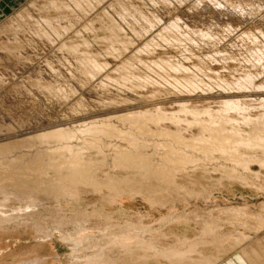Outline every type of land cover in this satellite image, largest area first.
I'll return each mask as SVG.
<instances>
[{
	"label": "rangeland",
	"instance_id": "obj_1",
	"mask_svg": "<svg viewBox=\"0 0 264 264\" xmlns=\"http://www.w3.org/2000/svg\"><path fill=\"white\" fill-rule=\"evenodd\" d=\"M53 1L54 3L59 2L61 7L51 8ZM53 1L0 0V26L2 25L0 29V51L4 50L3 53L0 52V79H3V82L0 81V162L15 158L18 162L16 167H13L12 171L8 173L7 179H16L17 177L23 179L27 173L38 174L39 170L45 169L48 163H52L54 167L51 166L52 170L50 169L49 175L54 183L63 181L55 169L59 166L62 169L70 162V165L77 164L81 167L79 171H75L74 181L80 178L86 185L80 183V187L77 188L73 186V182L67 184V187L78 191L76 195L72 196L73 198L68 200L66 198L55 199L43 195L29 196L27 194L8 196L9 198L6 199V196L0 193V217H28L27 221L18 223H0V264H157V261L152 259L144 261L134 254H124L118 244L139 241L136 245L138 247L147 243L156 245V248L163 250L165 248L184 251L193 243L210 240L209 235L203 236L204 238L200 236L205 230L203 228L205 224H216L223 227L221 228L222 234L231 229L226 225L227 222L225 217L221 216L220 210L230 213L229 208H243L252 213H264V167L252 162L247 182H243L232 178L224 180L220 171L212 170V168L205 171L202 165H191L188 170L178 173L177 187H173L175 183H172L170 185L173 187L171 190L170 187L166 186V176L163 177L157 173L163 159L161 156L165 152L162 149H156L155 143H160V141L161 143L167 141L169 145L176 143L174 141L178 139L173 133L176 131L179 136L184 138L180 139L181 141L185 140L194 144L193 137L199 138L203 134V130L198 127H192L188 130L183 122L182 125H176L167 119L157 121L158 124L153 120L151 121L149 117L138 118L139 121L137 122L136 119L131 121V118L135 117L136 114L141 112L145 114L144 111H146V116L155 112L157 117L160 112H163V116L165 114L171 116L172 113L180 119L187 117L185 118L187 121H193V116L182 110L183 103L189 109L196 110L198 118L203 121L207 117L204 110L207 109L216 113L223 106L225 99L229 98L238 100L246 108V114L250 117L264 114V106L261 104V100L264 99V0H257L261 2V5L263 4L260 8L254 6L256 0H223L225 8L230 6L225 12L222 11L224 8L220 10L215 7L216 3L214 2L217 0H200L203 5H199L198 0H182L180 2L171 0L167 3L165 0H161L160 4L165 2L161 5L162 7L146 0H138L135 5L136 9L135 2H133L134 8L130 7L128 10L124 9L127 7L125 0H99V2H97L98 0H86L91 5L85 0H82L83 3H80L81 0ZM116 2H120L123 8L116 6L114 4ZM71 3H74V5L72 4L73 9H70L73 7ZM79 3L82 4L80 8L78 7ZM144 3V6L148 5V7L140 6ZM66 5L69 9H66ZM83 5L88 6L83 7ZM238 6L239 8L242 6L243 9L240 8L239 10ZM141 7L145 11L149 10L150 7L151 9L145 12L142 11L143 8ZM206 7L207 10H205ZM231 7L236 8V11H233ZM84 8L86 10H83ZM109 8L111 9L109 10ZM162 8H164L163 13ZM104 9L109 10V15ZM136 10L139 12H135ZM99 12L102 14L100 15ZM121 12L122 14H120ZM142 12L146 13L144 17L141 15ZM150 12L153 14L149 16L151 25L148 23ZM249 12L251 13L248 18ZM135 13L139 14L136 15ZM12 14H17L21 18L18 17L17 20H14ZM117 14L120 15L117 16ZM130 15L133 17L131 18ZM71 16L82 21L77 22L76 27L73 25L69 28L58 21H66ZM155 16H157V20L153 19V23L157 26L153 25L151 19ZM46 19L51 20V22L48 21V24ZM54 19L58 21V25L52 23L57 22L53 21ZM180 19H183V24L180 23ZM112 20H115L114 24L118 23L116 25L119 26L118 31L112 30ZM158 20L159 24H157ZM22 22L24 24L21 25ZM173 22L180 26L175 28ZM132 23H136L138 29L136 27L135 29ZM140 23L143 28L147 25L145 28L149 32L143 31L145 28L139 32ZM169 23L173 25H168ZM3 24L5 25L3 26ZM8 24L10 25L8 26ZM61 25H65L67 29L63 31H66L65 33L59 31L62 34L60 36L57 27ZM30 26L32 27L31 31ZM150 26L156 27L151 28ZM34 27L38 30V34H41L45 29L46 31L42 34L45 35L47 32V36L44 38L41 34V37H37L38 34L33 29ZM87 27H90L91 30H86ZM129 27H133L130 28L132 30H129ZM165 27L168 30H165ZM207 28L211 33L206 31ZM15 29L23 32L22 36H24L23 34L27 36L24 37L28 45L32 44L30 48H27V43H24L23 38L10 40L13 39L11 36L15 33ZM28 30L31 33L33 31L36 33H27ZM133 30L141 34L137 33L138 36ZM54 31L59 33V37H57L58 35L54 36ZM199 32L204 35L201 36L198 34ZM208 34L211 37L210 35L207 36ZM1 35L6 36L2 38ZM7 36H10L9 39ZM33 36L37 38H35L34 43L32 42ZM36 40H39L38 44L43 46L42 49L40 45V49L33 48L36 52L38 51V59H36V52L31 48L37 46ZM47 41L50 42L48 45ZM87 43L88 45H86ZM51 44L52 46H50ZM145 45L148 46L144 47ZM26 49H30L29 51L32 50V52H26ZM214 50L216 51L214 52ZM255 53L262 58L258 64H254L252 60ZM45 65L46 69L44 68ZM247 74L252 76L253 82L250 81L249 84L252 87L249 85L250 88L246 89L245 84L244 87L242 86L248 81H242L246 80ZM173 79L174 82L177 79L176 82H178L179 87L175 84L176 82H173ZM183 79H185L184 84H182ZM186 80L187 83L190 82L191 84L192 82L196 86L200 85L196 87L195 91H190L186 86L194 87V85L187 84ZM233 84H239L243 90L238 85L234 88ZM255 85L258 90L254 87ZM75 86H78V89ZM100 87L101 89H99ZM224 87L229 88L228 93L224 91ZM232 88L234 90H230ZM127 91L128 93H126ZM65 94L68 96L67 98L64 97ZM22 96L26 100H23ZM38 100L41 102L36 103L39 102ZM31 101L37 105V109ZM51 101L54 103L52 104ZM29 104L31 107L34 105L33 110L30 108L32 111L27 109L30 107ZM81 104L83 105L81 106ZM24 106L26 107L24 108ZM83 108L85 111H82ZM33 111L39 113L34 114ZM151 111L153 113H149ZM131 112H133L132 115ZM230 113L234 118L240 119V115L235 111L231 110ZM33 114L39 119V123ZM27 115L29 118L26 117ZM82 116L85 119L89 116L97 118L91 120L95 124L97 123L96 125L100 124L99 127L102 124L97 130L99 133L95 131L96 133L94 132L88 137L84 136L85 133L81 132L84 127L82 123L84 120L80 119ZM25 117L30 120L25 119ZM46 117H50L49 120ZM40 118H42V122ZM144 118H147L145 122ZM32 119L37 121L36 124ZM173 121L175 122V120ZM31 122L34 124L29 125ZM60 123L64 124H62L63 127L60 126ZM72 123L76 125L74 126ZM205 124L203 123V125ZM59 126L69 128L72 131V136L77 137V140L82 136L83 141H77L78 145L75 146L73 152L63 149L66 148L68 140L61 139L54 134L60 129ZM73 126L79 133L71 129ZM228 126V124L225 125V128L230 129ZM40 127L45 128L41 129ZM122 128L130 129V131L127 130L129 133L125 131L126 129L124 131L128 134L123 133ZM141 129L142 132L139 131ZM146 131L149 132V135H146ZM47 132L49 133L47 138L41 140L36 137ZM150 132H155V135ZM165 133H168L167 137ZM133 138H136V143H134ZM84 139H87V144L84 143ZM146 141L148 145H146ZM64 143L66 145H63ZM109 143L114 148L109 146ZM129 145L133 146L130 147ZM79 150L83 158L76 157L75 152ZM80 159L82 160L80 161ZM61 165L63 166L61 167ZM210 167L211 165L207 168ZM118 188L126 189L127 192H119L118 194L121 196L114 195L112 197L111 195ZM152 192L156 196L158 195V199H163L162 196L171 193L169 194L170 198L175 197V200L167 204L172 206L169 208L152 206L141 195ZM34 202L36 204L33 206L32 203ZM95 215L98 216V219L93 218ZM100 215L102 216L101 219H99ZM173 215L190 217L196 221L186 225L171 224L164 226L158 223L163 217ZM86 217L89 220L88 223L84 224L85 227L87 226L86 228H79L78 224L71 222L76 219L81 221L80 218ZM126 233L136 234V237L130 241L112 243L114 240H120L122 235ZM82 234L91 236L89 243L75 245L68 240L69 238L80 237ZM238 252L237 249L223 252L212 244L202 247V254L208 256L212 264L222 260H231L237 264ZM76 256L77 258H74ZM164 261L160 262L165 264Z\"/></svg>",
	"mask_w": 264,
	"mask_h": 264
},
{
	"label": "bare ground",
	"instance_id": "obj_2",
	"mask_svg": "<svg viewBox=\"0 0 264 264\" xmlns=\"http://www.w3.org/2000/svg\"><path fill=\"white\" fill-rule=\"evenodd\" d=\"M50 1V0H49ZM53 1V0H52ZM58 1V0H57ZM80 1V0H79ZM82 1V0H81ZM80 1V3H83V1L81 2ZM97 1V0H96ZM117 1H119V0H117ZM125 1H127V3H126V5H127V7H125L124 9L125 10H128L130 7H133V2H135L134 3V6L136 5V2L138 1V0H125ZM146 1H148V2H152V3H154L155 5H163L165 2L167 3V1H171V0H165V2H163L162 4H160L162 1L161 0H146ZM146 1H144V2H146ZM174 1V0H173ZM177 1H182V0H177ZM186 1V0H185ZM206 1H208V0H206ZM216 1V0H215ZM257 1V0H256ZM72 2V1H71ZM78 2V1H77ZM85 2H86V0H85ZM88 2V1H87ZM86 2V3H87ZM97 2H99V0L97 1ZM142 2V1H141ZM198 2V4L200 5L201 4V2H200V0H198L197 1ZM80 3H79V8L80 7H82V4L80 5ZM89 3V2H88ZM101 3V2H100ZM123 3V2H122ZM140 3V2H139ZM139 3H138V5H139ZM169 3V2H168ZM171 3V2H170ZM214 3H216V5H215V7H218L220 10L221 9H223L224 8V10H222V11H226V9H227V7L225 8V4H224V2H223V0L221 1V0H217L216 2H214ZM254 3V2H253ZM32 4H33V2H32ZM46 4V3H45ZM51 4V3H50ZM50 4H48L49 6H50ZM74 5V3H71V5ZM90 4V3H89ZM116 6H121L122 8H123V6L122 5H120V2H116V3H114ZM148 4V3H147ZM180 4V3H179ZM256 4V5H255ZM52 7L51 8H53L54 7V9L55 8H60L61 7V5H60V3L59 2H55L54 3V1L52 2ZM72 5V6H73ZM91 5V4H90ZM145 5V3L144 4H141L140 6H144ZM150 5V4H149ZM201 5H203V4H201ZM207 5H208V3H207ZM210 5V4H209ZM263 5V4H262ZM261 5V2H256V3H254V6H257L256 8H260V6H262ZM67 6V5H66ZM86 5H83V7H85ZM88 6V5H87ZM86 6V7H87ZM102 6V5H101ZM115 6V7H116ZM129 6V7H128ZM172 6V5H171ZM253 6V5H252ZM36 7H38L37 5H36ZM76 7V6H75ZM90 7H92V6H90ZM103 7V6H102ZM145 8L146 7H148V5L147 6H144ZM159 7V6H158ZM162 7V6H161ZM160 7V8H161ZM200 7V6H199ZM202 7H204V6H202ZM209 7V6H208ZM230 7V6H229ZM228 7V8H229ZM242 6H240V8H241ZM247 7V6H246ZM21 8V7H20ZM68 8V6L66 7V9ZM74 8V6L73 7H71L70 9H73ZM79 8H76V9H79ZM89 8V7H88ZM134 8V7H133ZM132 8V9H133ZM137 8H140V7H138L137 6ZM141 8H143V7H141ZM166 8V7H165ZM205 8V7H204ZM240 8H239V6H238V9L240 10ZM49 9V8H48ZM69 9V8H68ZM75 9V10H76ZM93 9H94V7H93ZM92 9V10H93ZM106 9V8H105ZM104 9V11H106L107 12V14L108 13H110V12H108L111 8H109V10H105ZM112 9H115V8H112ZM121 9V8H120ZM135 9H136V6H135ZM150 9H151V7H150ZM150 9L149 10H147V11H150ZM159 9V8H158ZM163 9L164 8H162V13H163ZM231 9H233L232 7H231ZM231 9H230V13H231ZM236 9V8H235ZM235 9H233V11L235 10ZM241 9H243V8H241ZM83 10H86V8H84ZM140 10V9H139ZM144 10V8L142 9V11ZM165 10H167V9H165ZM164 10V11H165ZM203 10V9H202ZM205 10H207V7H206V9ZM250 10V9H249ZM259 10V9H258ZM74 11V10H73ZM77 11V10H76ZM79 11H82V10H79ZM138 10H136L135 12H137ZM141 11V10H140ZM145 11V10H144ZM147 11H145V12H147ZM236 11V10H235ZM238 11V10H237ZM252 11V10H251ZM84 12V11H83ZM87 12V11H86ZM120 12V11H119ZM128 12V11H127ZM139 12V11H138ZM167 12V11H166ZM228 12V11H227ZM243 12V11H242ZM248 12V11H247ZM20 13V12H19ZM23 13V12H22ZM77 13V12H76ZM100 13V12H99ZM123 13H124V11H123ZM131 13H132V11H131ZM131 13H129V14H131ZM154 13V12H153ZM218 13V12H217ZM251 12H249L248 13V18L250 17L249 16V14H250ZM102 13H100V15H101ZM120 14H122V12L120 13ZM120 14H117V16L118 15H120ZM136 15H138L139 13H135ZM135 14H133L134 16H136ZM144 14L146 15V13H143L142 12V14L141 15H143V17H144ZM149 14V13H148ZM152 14V12H150V14L148 15V18H149V16ZM161 14V13H160ZM221 14V13H220ZM225 14V13H224ZM228 14H229V12H228ZM241 14V13H240ZM243 14H246V13H243ZM12 15H14V14H12ZM95 15H97V14H95ZM109 15V14H108ZM113 15V14H112ZM153 15V14H152ZM79 16V15H78ZM122 16V15H121ZM129 16V15H128ZM126 17V16H123V17H126V18H130V17ZM131 16V18L133 17L132 15H130ZM222 16V15H221ZM18 17H20L19 15H14L13 16V19L14 20H17L18 19ZM29 17V16H28ZM27 17V18H28ZM70 17V16H69ZM103 17V16H102ZM122 17V18H123ZM137 17V16H136ZM141 18L140 19H142V16H140ZM153 17V16H152ZM157 16H155V18H151L152 19V23H153V19H156L157 20V18H156ZM165 17V16H164ZM21 18V17H20ZM58 18V17H57ZM56 18V19H57ZM75 18H77V17H73L72 18V16H71V18H69V19H66V21L65 20H63L62 22H61V20H58L59 21V23H61V24H65V25H67V28H69V27H72L73 25H77V22H81V21H79V19H75ZM113 18V17H112ZM111 18V19H112ZM147 18V17H146ZM147 18V19H148ZM179 18V17H178ZM178 18H175V19H178ZM219 18V17H218ZM29 19V18H28ZM104 19V18H103ZM113 19H115V18H113ZM147 19H145V21L147 22ZM158 19L160 20V18L158 17ZM211 19V18H210ZM228 19H229V17H228ZM12 20V19H11ZM44 20V19H43ZM47 20V19H46ZM125 20V19H124ZM127 21H130V20H128V19H126ZM135 20V19H134ZM159 20L156 22L157 24H159ZM13 21V20H12ZM11 21V22H12ZM48 21H50L51 22V20H47L46 22L49 24V22ZM53 21H57V20H53ZM58 21L57 22H52V23H55V24H57L58 23ZM107 21V20H106ZM115 20H112L110 23H111V25H112V27H111V25H110V27L112 28V30H116V31H118L119 30V26H116L117 24H114L113 22H114ZM123 21V20H122ZM127 21H124V22H127ZM132 21V20H131ZM137 21H139L138 20V18H137ZM140 21H142V20H140ZM149 21H150V23H151V20H150V18H149V20H148V23H149ZM171 21V20H170ZM4 22V21H3ZM15 22V21H14ZM17 22V21H16ZM39 22V21H38ZM118 22H119V20H118ZM133 22V21H132ZM135 22V21H134ZM169 22V21H168ZM167 22V23H168ZM175 22H176V20H175ZM182 22V24L184 23L183 22V19L181 20L180 19V23ZM211 22V21H210ZM5 23V22H4ZM8 23V22H7ZM87 23V22H86ZM137 23V22H136ZM136 23H132L133 24V27L135 28H137V26L138 25H136ZM145 23V22H144ZM148 23H145V24H147L148 25ZM149 23V24H150ZM166 23V24H167ZM174 23V22H173ZM213 23H214V21H213ZM19 24V23H18ZM22 24H24L23 22L21 23V25ZM25 24H26V22H25ZM37 24H39V23H37ZM131 24V25H132ZM134 24H135V26H134ZM144 24V25H145ZM155 23H153V25H154ZM172 24V23H171ZM170 23L168 24V25H171ZM182 24H181V27H182ZM5 24H3V26H4ZM10 24H8V26H9ZM15 25H17V24H15ZM58 25V24H57ZM65 25H61V26H58L57 28H58V32L59 31H61V32H63L64 30H66L67 28H66V26ZM76 25H75V27H76ZM87 25V24H86ZM85 25V26H86ZM125 25H127V24H125ZM147 25H145V27L147 26ZM151 25V24H150ZM156 25V24H155ZM173 25V24H172ZM174 25H175V23H174ZM214 25V24H213ZM2 26V25H1ZM1 26H0V29H1ZM28 26V25H27ZM32 26V25H31ZM30 26V31H31V27ZM34 26L36 27V25L34 24ZM39 26V25H38ZM48 26V28H49V25H47ZM54 26V25H53ZM64 26V27H63ZM141 26V27H140ZM140 30H138L139 32H141V29H144L143 27H142V25H141V23H140ZM157 26V25H156ZM156 26H152L153 28L154 27H156ZM179 27L180 25H178V24H176L175 25V28L176 27ZM188 26V25H187ZM229 26V25H228ZM10 27H12V26H10ZM16 27V26H15ZM23 27V26H22ZM33 28V29H35L36 30V28ZM40 27H42V26H40ZM46 27V26H45ZM91 27V26H90ZM89 27V28H90ZM133 27H129V30H132V29H130V28H133ZM151 27V26H150ZM151 27V28H152ZM172 27H174V26H172ZM177 27V28H178ZM3 28V27H2ZM25 28V27H24ZM56 28V29H57ZM83 29H85L84 27H82ZM88 27H87V29L86 30H88L89 29ZM118 28V29H117ZM135 28V29H136ZM164 28V27H163ZM168 28H169V26H168ZM209 28V27H208ZM208 28L206 29V31H208ZM6 29H7V27H6ZM11 29H13V28H11ZM17 29V28H16ZM15 29V30H16ZM26 29V28H25ZM38 29H39V27H38ZM53 29H55V28H53ZM120 29L122 30V28L120 27ZM138 29V28H137ZM146 29V30H145ZM143 31H147V28H145ZM167 28L165 27V30H166ZM201 29V28H200ZM199 29V30H200ZM210 29V28H209ZM49 30V29H48ZM51 30V29H50ZM69 30V29H68ZM89 30H91V29H89ZM93 30V29H92ZM168 30V29H167ZM173 30V29H172ZM178 30V29H177ZM203 30V29H202ZM205 30V29H204ZM211 31H212V29H210ZM4 31H6V30H4ZM17 31V30H16ZM15 31V33H13L14 34V36H13V34H12V38L13 39H10V40H14V38H17V39H21V38H23V41H24V43L26 44L27 42H26V39H25V37H27V36H25V34H23L24 36H22V33L21 32H19V31H17L16 32ZM29 31V30H28ZM27 32V33H31V32ZM44 31H46L45 29H43V32ZM53 31V30H52ZM79 31H80V29H79ZM83 31V30H82ZM124 31V30H123ZM133 31H135L134 33L136 34V35H138L137 33H139L138 31H137V33H136V30H133ZM175 31V30H174ZM34 32V31H33ZM31 33V34H35L36 32V34H38V30H36V32L35 33ZM40 32V31H39ZM42 32V33H43ZM55 33H54V36H56V35H58L57 34V32L56 31H54ZM66 32V31H65ZM65 32H63V33H65ZM147 32H149V31H147ZM146 32V33H147ZM202 32V31H201ZM203 32H205V31H203ZM208 32H210V31H208ZM41 33V34H42ZM80 33H81V31H80ZM143 33V32H142ZM193 33V32H192ZM211 33V32H210ZM4 34V33H3ZM41 34L39 33L38 34V36L37 37H41ZM47 34V32L45 33V35L44 34H42L43 35V37L44 36H47L46 35ZM139 34H141V33H139ZM194 34V33H193ZM198 34H200V32L198 33ZM206 34V33H205ZM29 35V34H28ZM49 35V34H48ZM62 34L60 33V36H61ZM143 35H145V34H143ZM201 35V34H200ZM199 35V36H200ZM202 35H204L203 33H202ZM201 35V36H202ZM210 34H208L207 36H209ZM2 36V35H1ZM4 36H6V35H4ZM4 36H2V38L4 37ZM9 36V37H10ZM32 36V35H31ZM139 36V35H138ZM206 36V35H205ZM215 36V35H214ZM8 37V36H7ZM6 37V38H7ZM9 37H8V39H9ZM49 37V36H48ZM57 37H59V35L57 36ZM181 37V36H180ZM210 37H211V35H210ZM1 38V37H0ZM33 38H34V36H33ZM36 38V37H35ZM35 38H34V40H32V42L34 43V41H35ZM45 38V37H44ZM27 39H29V38H27ZM37 39V38H36ZM170 40V39H169ZM192 40V39H191ZM19 41V40H18ZM38 41L39 40H36V44H37V46H32L31 48L33 49V48H38V49H42V45H40V44H38ZM48 41H50V40H48ZM47 41V42H48ZM21 42H22V40H21ZM46 42V43H47ZM183 42V41H182ZM199 42V41H198ZM41 43V42H40ZM43 43H44V40H43ZM50 42H48L47 43V45L49 44ZM52 43V42H51ZM161 43V42H160ZM53 44V43H52ZM52 44L50 45V46H52ZM111 44V43H110ZM144 44V43H143ZM149 44V43H148ZM22 45H23V43H22ZM30 45H32L31 43H30ZM30 45H28V43L26 44V46H27V48H30ZM34 45V44H33ZM39 45H40V48H39ZM45 45V44H44ZM86 45H88V43L86 44ZM150 45V44H149ZM49 46V47H50ZM55 46V45H54ZM148 45H145L144 47H147ZM4 47V46H3ZM57 47V46H56ZM125 47V46H124ZM156 47V46H155ZM211 47H213V46H211ZM46 48V47H45ZM48 48V47H47ZM46 48V49H47ZM140 48H142V47H140ZM57 49H59V48H57ZM56 49V50H57ZM136 49V48H135ZM145 49H147V48H145ZM144 49V50H145ZM205 49V48H204ZM2 50V49H1ZM30 50V49H29ZM28 49H26L25 51L27 52H30ZM34 50V49H33ZM116 50V49H115ZM4 51V50H3ZM3 51H0V52H2L3 53ZM40 51V50H39ZM44 51V50H43ZM211 51H212V49H211ZM216 50H214V52H215ZM31 52H32V50H31ZM30 52V53H31ZM34 52H36L35 50H34ZM38 52V51H37ZM37 52H36V59H38L37 58ZM59 52V51H58ZM134 52V51H133ZM132 52V53H133ZM213 52V53H214ZM19 53V52H18ZM113 53V52H112ZM39 55H40V52L38 53ZM58 54V53H57ZM242 54V53H241ZM34 55V54H33ZM38 55V56H39ZM207 55V54H206ZM214 55V54H213ZM53 56V55H52ZM208 56H209V54H208ZM207 57V56H206ZM16 59V58H15ZM262 58H261V56L259 55V54H257V53H255V55H254V57H253V62H254V64H258V63H260V60H261ZM263 59H264V56H263ZM264 61V60H263ZM66 62V61H65ZM75 62H76V60H75ZM88 62V61H87ZM143 62V61H142ZM262 62V61H261ZM67 63V62H66ZM146 63V62H145ZM167 63V62H166ZM170 64V63H169ZM87 65V64H86ZM49 66V65H48ZM70 66V65H69ZM103 66V65H102ZM71 67V66H70ZM180 67H181V65H180ZM45 69H46V65H45V67H44ZM52 68V67H51ZM50 68V69H51ZM105 68V67H104ZM181 68H183L184 69V67H181ZM9 69V68H8ZM54 69V68H53ZM11 70V69H10ZM52 70V69H51ZM174 70V69H173ZM54 71H56V70H54ZM62 71V70H61ZM67 71H69V70H67ZM11 73V72H10ZM66 73H68V72H66ZM8 74V73H7ZM3 75H6V74H3ZM11 75V74H10ZM63 75H65V74H63ZM71 75V74H70ZM73 75V74H72ZM0 76H1V74H0ZM167 76V75H166ZM6 77H9V76H6ZM91 77V76H90ZM97 77V76H96ZM102 77V76H101ZM246 80L245 81H242V82H246V81H248L247 83H243V86H242V83H241V86L242 87H244V84L246 85V89L247 88H250V86L252 87V85H250L249 83H250V81H252L253 82V78H252V76L251 75H249V74H247L246 75ZM148 80V79H147ZM176 81H177V79H175ZM179 80V79H178ZM184 80L185 79H183V82H182V84H184ZM243 80V79H242ZM0 81H2L3 82V79L1 80L0 79ZM4 81H6V79H4ZM166 81H168V80H166ZM175 81V82H176ZM189 81V80H188ZM241 81V80H240ZM73 82V81H72ZM169 82V81H168ZM173 82H174V79H173ZM174 82V83H175ZM180 82V83H181ZM178 82H176L175 84H177ZM180 83H179V85H180ZM186 83H187V80H186ZM197 83V82H196ZM199 83V82H198ZM70 84V83H69ZM75 84V83H74ZM73 84V85H74ZM170 84H171V82H170ZM181 84V85H182ZM187 84H189V85H194V87H190V86H186L190 91H195V89H196V87H198V86H196V84H193L192 82H191V84H190V82H188ZM240 84V83H239ZM239 84H233V86H234V88H235V86L236 85H238L240 88H242ZM251 84H253V83H251ZM169 85V84H168ZM173 85V84H172ZM250 85V86H249ZM98 87H99V84L97 85ZM102 86V85H101ZM105 86V85H104ZM103 86V87H104ZM184 87H185V85H183ZM182 86V87H183ZM232 86V85H231ZM232 86V87H233ZM262 86V85H261ZM60 87V86H59ZM76 87V86H75ZM175 87V86H174ZM177 87H179L178 86V84H177ZM254 87H256V85L254 86ZM254 87H253V89H254ZM260 87V86H259ZM69 88V87H68ZM77 89H78V86L76 87ZM186 88V89H187ZM234 88H232V89H230V90H234ZM258 87H256V89H257ZM261 88V87H260ZM259 88V89H260ZM47 89V88H46ZM63 89V88H62ZM99 89H101V87L99 88ZM229 88H225L224 87V91H227V93L229 92V90H228ZM63 90H65V89H63ZM62 90V91H63ZM236 90V89H235ZM242 90H243V88H242ZM255 90V89H254ZM258 90V89H257ZM65 92V91H64ZM85 92V91H84ZM27 93V92H26ZM25 93V94H26ZM29 93H32V92H29ZM60 94H61V91L59 92ZM126 93H128V91L126 92ZM68 94V93H67ZM15 95V94H14ZM28 96H29V94H27ZM30 95H32V94H30ZM66 95V94H65ZM69 95V94H68ZM86 95V94H85ZM125 95V94H124ZM37 96V95H36ZM11 97V96H10ZM10 97H8V99H10ZM18 97V96H17ZM23 97V96H22ZM27 97V96H26ZM31 97V96H30ZM33 97H34V95L32 96V99H33ZM40 97V96H39ZM49 97V96H48ZM64 97H68L67 95L66 96H64ZM85 97V96H84ZM223 97V96H222ZM226 97V96H225ZM3 98V97H2ZM12 98V97H11ZM14 98V97H13ZM25 97H23L22 99L23 100H26V98L24 99ZM42 98V97H41ZM45 98H47L46 96H45ZM53 98H55V97H53ZM52 98V99H53ZM62 98V97H61ZM15 99V98H14ZM22 99H19V100H22ZM39 99V98H38ZM51 99V100H52ZM85 99V98H84ZM55 100V99H54ZM36 101H37V97H36ZM39 102H36V103H40L41 101L40 100H38ZM43 101H46V100H44L43 99ZM67 101V100H66ZM88 101V100H87ZM17 102V101H16ZM21 102V101H20ZM25 102V101H24ZM23 102V103H24ZM26 103V102H25ZM24 103V104H25ZM31 103H32V101H31ZM51 103H52V101H51ZM54 103V102H53ZM52 103V104H53ZM78 103V102H77ZM90 103V102H89ZM103 103V102H102ZM20 104H22V103H20ZM32 104H34V103H32ZM49 104V103H48ZM261 104L264 106V99L263 100H261ZM23 105V104H22ZM30 105V107L29 108H27L28 110L31 108L32 110H33V106L35 105H33L32 107H31V104H29ZM78 105H80L79 103H78ZM77 105V106H78ZM83 104H81V106H82ZM16 106V105H15ZM37 105H35V109H37V107H36ZM38 106H39V104H38ZM81 106H80V109H81ZM93 106V105H92ZM96 106V105H95ZM94 106V107H95ZM8 107V106H7ZM23 107V106H22ZM26 106H24V108H25ZM40 107V106H39ZM84 107V106H83ZM97 107V106H96ZM41 108V107H40ZM85 108V107H84ZM84 108H83V110L82 111H85L84 110ZM19 109V108H18ZM26 109V110H27ZM30 109V110H31ZM93 109V108H92ZM28 110L26 111V112H28ZM31 110V111H32ZM182 110L184 111V112H186V113H190V115H192L193 116V118H194V120L193 121H187L185 118H187V117H184L183 119H180L177 115V117H175V115L174 114H172L171 113V116H169V115H162V113L160 112V114H159V116H155L156 115V113L154 114L152 111L151 112H149V113H153V114H150V116H146V111H144L145 112V114H142V112L141 113H139V114H134L135 115V117L133 116L132 118H131V121L132 120H134V119H136L135 121L137 122V121H139L138 120V118H143V117H149V119L152 121L153 120V122L155 121V123H157L158 124V122H160V121H164V119L166 120H171L170 122H173L174 124H176V125H182L181 123L183 122L184 124H185V126H186V128L189 130L190 128H192V127H198V128H201L203 131V134H201L200 135V137L199 138H195V137H193L194 139L193 140H195V141H197V142H195L194 141V144H191L190 142H187V141H181L180 139H182L183 137L182 136H179V134L175 131V132H173V133H175V137L177 136V139L178 140H176V141H174V142H176V143H173L172 145H169L168 144V142L166 141L165 143H161V141H160V143H155V147H156V149L157 148H159V149H162V150H164V154L161 156V157H163V159H162V161H161V165H159L160 167H159V169L157 170V173L158 174H160V175H163V177H165L166 179H165V183H166V186L167 187H170V185L172 184V183H175V184H173V187L174 186H176L177 187V184H176V178H177V175H178V173L179 172H182V171H185V170H188V168H191V167H189V166H191V165H202L204 168L203 169H205V171H207V170H209V169H211L212 168V170H216V171H220V173H222L223 175V177H224V180L226 179V178H232V179H236V180H239V181H246L247 180V178L249 177L248 176V173L251 171V163L252 162H256L260 167H264V114H259V115H256V117H250V116H248L247 114H246V108L238 101V100H232L231 98H229V99H225V101L223 102V106L222 107H220L217 111H216V113L215 112H212V111H209V110H204V111H206V112H204L205 114H206V118H204L203 119V121L200 119V118H198V112H195L193 109H189L188 107H187V105L185 104V103H183L182 104ZM181 110V111H182ZM231 110L232 111H235L238 115H240V119L238 120V119H236V118H234L232 115H231ZM38 111H40V110H38ZM38 111H35V113H34V111L32 112V113H34V114H37V112ZM43 111V110H42ZM18 113V112H17ZM32 113H30L29 112V114H32ZM39 113V112H38ZM138 113V112H137ZM148 113V114H149ZM203 113V112H202ZM264 113V112H263ZM33 114V116H35ZM102 115H103V113H101ZM100 114V115H101ZM133 114V112H131V115ZM201 114V113H200ZM235 114V113H234ZM5 115V114H4ZM99 115V114H98ZM130 115V114H129ZM160 115H162V116H160ZM203 115V114H202ZM25 116V115H24ZM38 116V115H37ZM49 116V115H48ZM155 116V117H154ZM204 116V115H203ZM16 117V116H15ZM26 117H28V115L26 116ZM25 117V119H27ZM51 117V116H50ZM49 117V118H50ZM53 117V116H52ZM87 117V116H86ZM128 117V116H127ZM129 117H131V116H129ZM29 118V117H28ZM31 118V117H30ZM34 118V117H33ZM35 118L37 119V117L35 116ZM48 120H49V118L48 117H46ZM45 118V119H46ZM147 118H144V122H145V119H147ZM13 119V118H12ZM41 120V122H42V118H40ZM80 119H83L84 121H82V123H83V125H84V127H83V129L81 130V132L84 134L85 133V135L84 136H89V135H91V134H93L95 131H97L98 129H100V127L102 126V124H101V126L99 127L98 125H100V124H98V125H96L95 124V122L94 121H92L91 119H97V118H93V117H90L89 116V118L87 117L86 119L82 116ZM19 120V119H18ZM27 120H30V119H27ZM26 120V121H27ZM32 120H34V119H32ZM31 120V121H32ZM39 119H37V121H38ZM51 120V119H50ZM77 120H79V119H77ZM91 120V121H90ZM173 120H175V122L173 121ZM35 121V120H34ZM37 121H35V124H36V122ZM44 121V120H43ZM53 121V120H52ZM147 121V120H146ZM149 121V120H148ZM150 121V122H151ZM158 121V122H157ZM206 122V124H205V122ZM20 122V121H19ZM30 122V121H29ZM63 122V121H62ZM127 122H128V120H127ZM135 122V123H136ZM152 122V123H153ZM26 123V122H25ZM27 123H28V121H27ZM26 123V124H27ZM38 123H39V121H38ZM63 123H65V122H63ZM63 123H60V124H58V125H60L61 127H63L62 126V124ZM78 123V122H77ZM81 123V122H80ZM106 123V122H105ZM132 123V122H131ZM133 123H134V121H133ZM132 123V124H133ZM154 123V124H155ZM203 123L205 124V125H203ZM30 124H34V122L32 123H29V125ZM57 124V123H56ZM55 124V125H56ZM68 124V123H67ZM70 124V123H69ZM68 124V125H69ZM74 126L76 125V124H74V123H72ZM141 124V123H140ZM143 124V123H142ZM229 125L230 126V129H227V128H225V125ZM37 125H39V124H37ZM53 125V124H52ZM57 125V126H58ZM64 125V124H63ZM82 125V124H81ZM80 125V126H81ZM82 125V126H83ZM144 125V124H143ZM59 126V127H60ZM73 126V128H71V129H74V128H76V127H74ZM79 126V125H78ZM77 126V127H78ZM79 126V127H80ZM105 126V125H104ZM103 126V127H104ZM119 126V125H118ZM228 126V127H229ZM25 127V126H24ZM49 127H51V126H49ZM60 127V129H58L57 130V128H56V130L57 131H55L54 132V134L55 135H58L61 139H65V140H68L67 142H68V144L66 145L65 143L63 144V145H66L65 147L66 148H63V149H67L69 152H73V150H74V148H75V146L76 145H78V140H82L83 141V139H81L82 138V136H81V138L79 139L78 138V140L76 139V138H74L73 136H72V131H70V129L69 128H61ZM67 127V126H66ZM110 127V126H109ZM112 127L114 128V126L112 125ZM129 127V126H128ZM135 127V126H134ZM145 127H148V126H146L145 125ZM41 128V127H40ZM43 128H45V127H43ZM43 128H41V129H43ZM130 128V127H129ZM138 128V127H137ZM37 129H39V128H37ZM115 129V128H114ZM119 129V128H118ZM123 129V128H122ZM126 129V128H125ZM125 129H123V131L125 130ZM161 129V128H160ZM163 129V128H162ZM79 130V129H78ZM130 131V129H126L125 131ZM135 130H136V128H135ZM138 130V129H137ZM183 130V129H182ZM186 130V129H185ZM184 130V131H185ZM28 131V130H27ZM33 131H35V130H33ZM74 131H77L76 129H74ZM73 131V133H75ZM100 131V130H99ZM121 131V129L119 130V132ZM122 131V132H123ZM123 132V133H126V132ZM127 131V132H128ZM134 131V130H133ZM139 131H141L142 132V129L141 130H139ZM24 132V131H23ZM78 132V131H77ZM76 132V133H77ZM80 132V133H81ZM98 132V131H97ZM121 132V133H122ZM147 132V131H146ZM79 133V132H78ZM81 133V135H83ZM96 133V132H95ZM99 133V132H98ZM104 133H107V132H104ZM122 133V134H123ZM129 133V132H128ZM128 133H126V134H128ZM149 132H147V134L146 133H143V134H146V135H149L148 134ZM150 133H155V132H150ZM51 134V133H50ZM121 134V135H122ZM142 134V133H141ZM168 134V133H167ZM166 133H165V136L167 135ZM177 134V135H176ZM48 135H49V133L47 132V133H42V134H40V135H38V136H36V137H38L39 139H43V138H47L48 137ZM100 135V134H99ZM102 135H103V133H102ZM115 135H117L118 136V134H115ZM120 135V134H119ZM134 135V134H133ZM155 135V134H154ZM161 135V134H160ZM72 136V137H71ZM129 136V135H128ZM140 136V135H139ZM158 136H159V134H158ZM164 136V135H163ZM163 136H161V137H163ZM130 137H132V136H130ZM137 137H138V134H137ZM140 137H142V136H140ZM167 137V136H166ZM169 137V136H168ZM59 138V139H60ZM72 138H74V139H72ZM90 139V138H89ZM132 139V138H131ZM136 138H133V140L135 141L134 143H136V141L137 140H135ZM169 139V138H168ZM176 139V138H175ZM184 139V138H183ZM86 140L87 139H84V143H86L87 144V142H86ZM139 140V139H138ZM187 140V139H186ZM193 140H191V141H193ZM92 142V141H91ZM141 142V141H140ZM94 143V142H93ZM95 143H97V142H95ZM149 143H150V141H149ZM152 143V142H151ZM154 143V142H153ZM201 143V144H200ZM129 144H131V143H129ZM109 146H112V148H114V146L111 144L110 145V143L108 144ZM146 145H148V143H147V141H146ZM117 146V145H116ZM130 146V145H129ZM128 146V147H129ZM131 146H133V145H131ZM130 146V147H131ZM153 146V147H154ZM64 147V146H63ZM166 147V148H165ZM59 148V147H58ZM83 148V147H82ZM122 149H124L123 147H121ZM133 148V147H132ZM76 150V149H75ZM80 150H82V151H84L83 149H80ZM76 151L75 153H76V157L77 156H80L81 157V153H79V152H81V151ZM54 151H56V150H54ZM97 151H99V150H97ZM85 153V152H84ZM99 153H101V152H99ZM60 157H61V155H60ZM74 157H75V154H74ZM75 157V158H76ZM161 157H160V159H161ZM68 158V157H67ZM81 158H83V157H81ZM78 159V158H77ZM56 160V159H55ZM82 159H80V161H81ZM17 160H16V158L13 160V159H10L9 161H4V162H0V193H1V195H5L6 197V199H8L9 197L8 196H21V194H27V195H29V196H41V195H43V196H46V197H48V198H55V199H64V198H66L67 200L69 199V198H73L72 196L73 195H76L77 193H78V191L76 192V190H73L72 188H69V187H67V184H69L70 182H73L74 183V187H77V188H79L80 187V183L82 184V185H86L85 183H84V181L82 180V179H78L77 181H74V179H75V175L74 174H76V172L75 171H79L80 169H81V167L79 166V165H75V164H73V162H72V164L73 165H70V162H69V165L67 164V166H65L64 168H62V169H60V166H59V168H56L55 170H56V172H58V175L60 176V178H62V182H59V183H57V182H53V181H51V179H52V177H50V175H49V173H50V169L52 170V167H54V164H52V163H48V166H46L45 167V169H42V170H39L38 172V174H33V173H27L26 174V177L25 178H21V179H19L20 177H17L16 179L15 178H9V179H7L8 178V173H10L11 171H12V169H13V167H16V164L18 163V162H16ZM57 161V160H56ZM53 165V166H52ZM60 165V164H59ZM209 165H211V167L210 168H207ZM4 166V167H3ZM52 166V167H51ZM63 165H61V167H62ZM89 167V166H88ZM193 167V166H192ZM206 167V168H205ZM86 168V167H85ZM90 168V167H89ZM54 169V168H53ZM58 169V170H57ZM153 169H154V167H153ZM83 170V169H82ZM65 171H69V172H65ZM85 171V170H84ZM65 173H66V175H65ZM162 173V174H161ZM90 175V174H89ZM221 175V174H220ZM90 177V176H89ZM247 182V181H246ZM57 185H59V186H57ZM71 186V185H70ZM172 186L170 187L171 188V190H172V188H173ZM182 187V186H181ZM69 190H71V191H69ZM98 190V189H97ZM67 191H69V192H67ZM98 191H100V189L98 190ZM118 191V192H117ZM117 191H115L114 192V194H112L111 196L113 197L114 195H118V196H121V195H119L118 193L119 192H127L126 191V189H123V188H118L117 189ZM186 191V190H185ZM188 191V190H187ZM139 192V191H138ZM190 193H192L191 191H189ZM134 194H136V193H134ZM141 194V193H140ZM169 194H171V193H169ZM169 194H166V195H164V196H162L163 197V199H158V195L156 196V194L155 193H150V194H141V195H143L142 197H144L145 199H147L149 202H150V204L152 205V206H160V207H162V208H169V207H171V206H169L167 203L168 202H170V201H174L175 200V197L173 198V197H171L170 198V196H169ZM68 195H71V197H68ZM124 195V194H123ZM184 197V196H183ZM31 198H33V197H31ZM75 198V197H74ZM4 201V200H3ZM58 202V201H57ZM59 203V202H58ZM57 203V204H58ZM36 203L34 202V203H32V205L34 206ZM0 205H1V203H0ZM29 205V204H28ZM3 206V205H2ZM1 206V207H2ZM4 207V206H3ZM32 207V206H31ZM36 207V206H35ZM221 212H222V214H221V216H224L225 217V221L227 222L226 223V225L227 226H229V227H231V229H229L228 230V232L227 233H225V234H222V231H221V228H223V227H221V226H219V225H214V224H205L204 225V232H202L201 234H200V236L201 237H203V236H205V235H209V238H210V240L208 239V240H201V241H198V242H196V243H193V244H191L186 250H184V251H180V250H178V249H171V250H168V249H165L164 248V250L163 249H161V248H156L155 246H153V245H149V244H147V243H144V242H142V243H144L143 245H140L139 247L138 246H136L138 243H139V241H136L135 243H123V244H118V246H119V248L123 251V253L124 254H134V255H136V256H138L141 260H144V261H147V260H149V259H152V260H155V261H157V264H162V262H160V261H164L165 262V264H193V263H195V264H212V263H210V258L208 257V256H205L204 254H202V247L204 246V245H208V244H212V245H214L217 249H220V250H222L223 252H227V251H229L230 249H237V250H239V252L237 253V255H238V257H237V261H238V263L237 264H264V213H252V212H250V211H248L247 209H243V208H240V209H233V208H229V211H230V213H227L226 211H224V210H220ZM198 216V215H197ZM98 216L97 215H95V216H93V218H95V219H98L97 218ZM102 218V216L100 215L99 216V219H101ZM27 219H28V217H23V216H5V217H0V223H2V224H6V223H9V222H20V221H27ZM88 219V217H86V218H83V219H81L80 218V220L81 221H78L77 219L76 220H72L71 222H74L79 228H86L85 227V225L84 224H86V223H88L89 222V220H87ZM91 221V220H90ZM196 220L195 219H193V218H190V217H184V216H181V215H177V216H165V217H163V219L162 220H159V224H162V225H164V226H167V225H171V224H176V225H186V224H191L192 222H195ZM219 227H220V229H219ZM232 228H233V230H232ZM219 229V230H218ZM106 230V229H105ZM240 230H243L242 232L240 231ZM84 231V230H83ZM85 232V231H84ZM162 235H165V234H162ZM134 237H136V234L135 235H133V234H131V233H126V234H123L122 235V238L120 239V240H114V241H112V243H120V242H126V241H130L132 238H134ZM204 238V237H203ZM90 239H91V236L90 235H88V234H82L80 237H77V238H69L68 240H70L73 244H75V245H79V244H82V243H84V244H87V243H89V241H90ZM142 240V239H141ZM203 245V246H202ZM72 251V250H71ZM116 251V250H115ZM136 252H138L137 254H136ZM90 255V254H89ZM97 255V254H96ZM74 258H77V256L76 257H74ZM82 259V258H81ZM218 259V258H217ZM75 260V259H74ZM222 261H224V260H222ZM222 261H219V262H217V263H215V264H234V262H232L231 260H227V261H224V262H222ZM214 264V263H213Z\"/></svg>",
	"mask_w": 264,
	"mask_h": 264
}]
</instances>
